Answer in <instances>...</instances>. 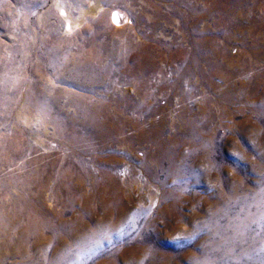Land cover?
I'll list each match as a JSON object with an SVG mask.
<instances>
[{"label":"rangeland","instance_id":"1","mask_svg":"<svg viewBox=\"0 0 264 264\" xmlns=\"http://www.w3.org/2000/svg\"><path fill=\"white\" fill-rule=\"evenodd\" d=\"M196 5L198 13L189 11ZM93 7L99 12L92 13ZM173 7V0H0V181L12 175L31 179L36 169L54 164L44 186L25 187L24 196L38 195L47 211L65 219L74 208L71 194L57 188L59 177L85 176L84 165L90 170L81 193L88 197L101 188L96 176L112 169L136 211H151L160 191L169 200L158 210L171 205L172 193L181 196L177 225L164 228L160 221L158 234L145 227L144 217L125 230L120 243L101 246L84 264H115L121 250L131 263V249L144 264H152L154 256L159 264H264V0H182L181 13ZM188 50L199 51V74L185 71L195 66L186 59ZM135 63L149 70L127 75ZM78 71L72 80L70 73ZM87 73L94 78L85 86ZM31 86L39 98L66 89L87 99L90 108L106 106L109 117L118 115L113 128L126 126L115 139L91 138L74 147L53 138L56 115L83 119L70 92L57 96L58 105L45 114L27 105ZM158 127H164L163 143L128 141ZM182 127H193L192 141L182 138ZM85 147L89 150L80 154ZM173 169L182 183L170 178ZM6 193L0 183L2 202ZM5 206L16 209L11 202ZM246 221V238L240 241L234 232ZM249 247L255 249L244 257ZM20 262L11 256L5 264Z\"/></svg>","mask_w":264,"mask_h":264},{"label":"bare ground","instance_id":"2","mask_svg":"<svg viewBox=\"0 0 264 264\" xmlns=\"http://www.w3.org/2000/svg\"><path fill=\"white\" fill-rule=\"evenodd\" d=\"M173 1V11L181 13L182 0ZM239 3L240 2H237V5ZM99 8L100 7H93L91 9L92 13H98ZM189 9V11L195 12V14L200 11V7L197 5L190 6ZM197 43L198 42H194V48L199 50L200 43ZM185 56L187 60L192 62V64L195 63L193 69L190 68L186 69L185 71H187L189 75L199 74L200 71L197 69L198 57L200 58L199 51L196 53L192 50H188L186 51ZM262 57H264V55H262ZM135 62L138 63L137 60ZM144 65L145 63L138 65H136V63L135 65L133 64L132 69H128L129 71H126L128 72L127 75L132 74L130 76L137 77L138 74L142 72L145 73V71H148L149 69L148 66L146 67V65ZM80 70L81 68H79V71ZM79 71L77 72V75L76 72L70 73V78L75 81L77 77H79ZM97 71V68H95L91 71V73L94 75L97 73ZM88 75L89 74L87 73L83 79V84L85 86L90 84V80L92 79L93 81L94 78L92 77L88 79ZM37 91L38 88L35 86L28 88V91L25 94L26 100L28 101L27 105L33 106L45 114L50 112V110L58 105L59 99L57 96L70 92L66 89H61L56 92L55 96L48 91L45 93L43 92L42 98H39L36 95ZM70 97L71 104L78 105L81 109L83 119L78 123L73 117H64L62 115L59 116V114L54 118L52 116L56 124V132L53 135V138L68 140V142L74 143V147H78L79 144L86 143L88 139L90 140L91 138H103L105 141L112 140L111 138L115 139L114 136L119 134V131H121L122 127L126 126V123L123 122V124L125 123L124 125L121 124L117 128H113L112 122H120L118 119L119 117L117 114V117H115V115L112 118L109 117L106 106H102L99 109H94L90 108L87 99L84 100L79 97H75L71 92ZM260 106L264 109V101L261 102ZM104 114H106V119L103 118ZM100 117L103 119L101 122H99L101 123L99 126L97 120H99ZM77 124H80L82 130L75 126ZM138 124L139 123L137 122L134 124V126H137ZM91 125L94 126L93 130H90ZM163 128L158 127L151 129L148 132H138V137H133L128 139V141L161 140L159 142L163 143L161 139V136L163 135ZM185 128L186 127H182V129H184L183 134H186L182 136V138L187 141H192L194 138V132L192 131L193 127H189L188 129ZM161 143H159V157H163L166 152ZM172 143L177 144L176 142ZM88 150L89 149L85 147L84 149L79 150V153L83 154ZM11 154L12 153L9 152V157L12 156ZM92 161L96 167L101 168V165L97 164L94 160ZM84 166L85 167L83 169H85V176L79 175L76 172H68V174L62 173L63 175H60L58 180V190H64L71 194L69 198V205L74 208V213L71 215L70 219H65L63 214H55L47 211L41 197L38 195L34 200L27 199L24 196L25 187H28L32 184L44 186L45 182L50 179L48 169L53 170L54 164L45 169H36V171L32 174L31 179H25L23 177L12 175L9 177V180L0 181V183L6 189L7 196H9L4 202H2L0 199V202L2 203L0 205V251L2 252L0 255V264H5L6 260L11 256L21 257L22 262L19 264H84L85 259L88 256L95 254L94 252L101 246L106 244L113 245L120 243L127 234L126 231L135 229L136 225H139L144 217L146 218L145 227L154 230L158 234L163 231L158 227L160 221L163 222L164 228H169L172 225L175 226L181 221L179 216L180 206H178L181 196L174 193L171 194V205L160 208L159 210L158 207L160 206L159 204L161 201L169 200L168 194H166L164 191H160L159 201L153 206L151 211H136L132 209V207L129 206L131 200L129 198H125V193L120 187L118 180L115 178L113 169L111 170V173L103 171V173L96 176L97 178L95 179L98 183L97 185L101 188L96 191V194L93 197H88L85 195V193H81L82 180L84 177L89 175L88 170H90V166ZM174 169L170 173V178L175 180V183H182V176L178 175L177 171ZM102 170H104L103 167ZM150 176L153 181L159 182L158 176H154V174ZM196 179L198 178L196 177ZM167 183L168 182L164 181L162 184L165 185ZM19 185H21V188L18 190L17 187ZM9 202L16 204V209L14 208L12 211L6 210L5 204ZM77 203L81 204L82 206L79 211L76 209L75 204ZM97 213L100 214L98 220H93L94 215ZM216 219L217 217L210 218L207 223H210ZM237 224L238 225L236 226L234 236H239V240L244 241L246 238L244 237V231H247L246 227L249 225V222L246 221L244 223L240 222ZM198 229L204 230V226L203 228L199 227ZM47 233H49V235H47ZM231 241L234 246L237 245L236 241ZM227 248H229V246ZM254 249V247H249L247 249L245 248L242 252L243 256H251ZM138 252L139 251L135 249L130 250L131 257H135V260L131 263L144 264L145 259H140L137 256ZM50 253L52 254L49 258L48 255ZM126 253L127 251L121 250L119 259L115 264H131L122 259L128 255ZM153 258L154 261L152 264L160 263L156 256ZM193 264H198V262L194 261Z\"/></svg>","mask_w":264,"mask_h":264}]
</instances>
